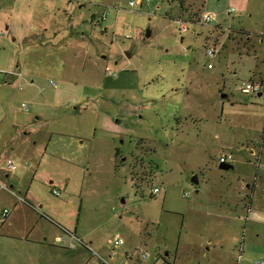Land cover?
I'll use <instances>...</instances> for the list:
<instances>
[{
    "label": "rangeland",
    "instance_id": "obj_1",
    "mask_svg": "<svg viewBox=\"0 0 264 264\" xmlns=\"http://www.w3.org/2000/svg\"><path fill=\"white\" fill-rule=\"evenodd\" d=\"M64 1L0 0V72L24 73L0 89V142L13 137L0 145V216L30 190L44 208L29 222L51 232L44 249L0 235V264H67L54 243L62 224L47 213H62L63 196L77 235L93 233L88 264L264 262V91H242L264 84V0H71L70 21L56 11ZM203 10L210 25L193 23ZM22 102L48 128L30 142L10 126ZM50 132L55 153L43 155ZM222 155L233 170L219 169ZM49 180L68 191L50 194Z\"/></svg>",
    "mask_w": 264,
    "mask_h": 264
},
{
    "label": "crops",
    "instance_id": "obj_2",
    "mask_svg": "<svg viewBox=\"0 0 264 264\" xmlns=\"http://www.w3.org/2000/svg\"><path fill=\"white\" fill-rule=\"evenodd\" d=\"M64 5L61 4L60 7L56 8V11H61L65 17H69V21L71 20L70 17V12H73V8H75V5L71 4V0H65ZM57 6V5H56ZM72 24V22H70ZM72 25H70L71 27ZM55 33V32H54ZM67 36L63 38L65 42H67ZM82 40V38H79ZM183 39H181L182 41ZM83 41V40H82ZM64 42V43H65ZM62 46V45H61ZM64 48L68 46V43L63 45ZM8 68H0V70H5ZM24 73L22 70H19L18 72H7L3 77L0 79V89L2 87L4 88L5 83H18L21 80H23ZM4 100L2 99V102ZM5 102V101H4ZM24 104V102H22ZM21 104V105H22ZM28 108V107H27ZM24 109L22 106L19 108H16L13 111L12 114V122L10 124L12 133L15 134H22L26 137L25 142H30L34 139V136L39 128H43L47 130L46 124L40 123V117L42 115V112L39 111L38 108H32V109ZM52 137L53 133H48V140L45 142L43 148L41 147L42 154L45 155L46 153L52 154L55 153V150L51 149L50 146H52ZM2 141L0 142L1 146H4V148L10 147L11 148V142L13 141V137L9 138L7 136L2 137ZM84 141L78 142V149L76 150H81L84 146L83 144ZM32 144L34 142H31ZM54 147V145L52 146ZM66 149V148H65ZM43 157V156H42ZM47 183L52 184L51 185V192L54 189H58L59 191V196L62 195V193H66L69 189L67 183H55L53 184V181L49 180ZM248 187V186H247ZM11 188H13L11 186ZM30 190L23 191V194H12V196L15 198V202L12 205V208L9 209V212L6 216V218L2 221L0 224V234L1 236L7 238V240H20L23 239L25 242H32V243H37V245L40 246V248L44 249V245L40 244L41 240L44 239V241H47V238L49 237V234L51 233L49 229L41 224L39 220H36L34 223L31 224L30 221V213L31 212H36V214L40 215L41 210L44 208L39 202V199H37L34 195L29 193ZM50 192V194H51ZM58 196V197H59ZM19 197L22 198L24 201L19 200ZM64 199L59 200L60 206L63 208L62 213L56 214V213H51L48 211L50 215L53 217L57 218V220L60 221L62 224V230L69 231L70 233L74 234V236L79 239L82 242V245H80L81 248H77L74 251L73 250H68L63 248H59L56 245L53 244V246L57 247L58 250V256L59 258H64L65 262L68 264L69 262L72 264H88L90 261L89 258L86 257L85 250H89L88 248L92 245V237L93 233L91 232H81L83 234H78V224L76 221H72L73 217H76L74 207V202L71 197H66L63 196ZM251 207V206H250ZM6 210V209H3ZM250 210V208H248ZM47 211V210H45ZM46 220V219H45ZM48 221V220H46ZM49 222V221H48ZM23 223V224H21ZM46 224V223H45ZM75 224V225H74ZM64 228V229H63ZM33 239H29L30 236H33ZM88 239L89 242H84V239ZM118 239V238H117ZM91 241V242H90ZM115 241V240H114ZM55 243V242H54ZM57 244V243H56ZM98 247V246H97ZM91 248V247H90ZM56 256V254L54 255ZM106 258L99 257L98 260L102 262V260H105ZM108 259H111V256H108ZM97 261V260H94ZM127 264V262L125 263Z\"/></svg>",
    "mask_w": 264,
    "mask_h": 264
},
{
    "label": "built area",
    "instance_id": "obj_3",
    "mask_svg": "<svg viewBox=\"0 0 264 264\" xmlns=\"http://www.w3.org/2000/svg\"><path fill=\"white\" fill-rule=\"evenodd\" d=\"M152 1L154 0H136V2H129V6L132 8L135 6V4H140L145 2L146 4L148 3H151ZM227 14H231L233 12H235V9H228L227 10ZM106 15H107V12L104 11L100 14L99 16V20L97 19V23L100 22V21H104L106 19ZM177 22H178V32L180 35L188 32V24H191L189 22H186V21H183V20H180V19H177ZM212 22H214V17L211 13L209 12H206V11H202L200 14H199V17L197 19V21H195L196 24H199L201 26L203 25H210ZM194 23V22H193ZM4 32L2 31L0 33V35H3ZM216 54V48L215 47H208L205 51V55L207 57H214ZM208 67H210V65H208ZM2 74H7V73H3V72H0V77ZM49 85L51 87H54L55 84L53 82H50ZM264 84L262 83H255V82H250V83H244L243 84V87H242V91L245 92V94H256V93H260V91H264ZM22 108L26 109L27 108V105L26 104H22ZM219 162L220 164H233L234 163V159L232 156H226V155H222L220 158H219ZM6 164H7V169L9 171H14L16 169L15 165L9 161V159H6ZM159 194V190L158 188H154L152 189V194ZM52 195L54 196H59V191L58 189H54L52 192H51ZM187 195H189V193L187 194H184L182 195V197H186ZM19 200L21 201H24L22 198L19 197ZM8 212L7 210H3L2 213H1V216H0V220H4L7 216ZM2 223V222H1ZM0 223V224H1ZM62 235L61 236H56L55 237V243H57L58 245H61L62 247H64L65 249H68V250H75L76 249V245L75 243L79 244V245H82V242L77 239L74 234L70 233L69 231H66V230H62ZM124 244V241L121 239V238H118L116 239L114 242H113V245L114 246H120ZM148 258V254L145 252L144 254L141 255V261H145L146 259ZM254 264H264L263 261H255Z\"/></svg>",
    "mask_w": 264,
    "mask_h": 264
},
{
    "label": "water",
    "instance_id": "obj_4",
    "mask_svg": "<svg viewBox=\"0 0 264 264\" xmlns=\"http://www.w3.org/2000/svg\"><path fill=\"white\" fill-rule=\"evenodd\" d=\"M145 37L146 39L150 37V32L149 30H145ZM259 96L261 95V93L258 94ZM227 95L226 94H222V98H225ZM219 169L220 170H226V171H229V170H233V167L231 165H226V164H220L219 165ZM190 183H192L193 186H196L198 185V182H197V177H191L190 179Z\"/></svg>",
    "mask_w": 264,
    "mask_h": 264
},
{
    "label": "flooded vegetation",
    "instance_id": "obj_5",
    "mask_svg": "<svg viewBox=\"0 0 264 264\" xmlns=\"http://www.w3.org/2000/svg\"><path fill=\"white\" fill-rule=\"evenodd\" d=\"M115 156L117 157L118 160H119V159H120L121 161L123 160V159H121L120 151H119L118 149L115 150ZM141 159H142V158H141ZM137 163H138L139 166L142 167V162H140L139 160H135V164H136V165H137ZM153 165H154V164L150 162V163H147V165L144 164V166H145L144 168L147 169L148 172H149V171L152 170V168H153L152 166H153ZM144 178H145V176H144L142 179H144Z\"/></svg>",
    "mask_w": 264,
    "mask_h": 264
},
{
    "label": "trees",
    "instance_id": "obj_6",
    "mask_svg": "<svg viewBox=\"0 0 264 264\" xmlns=\"http://www.w3.org/2000/svg\"><path fill=\"white\" fill-rule=\"evenodd\" d=\"M180 2H182V0H180ZM198 17H199V15L195 13L194 16L192 17V19H194V20H193L194 23H195V21H197ZM241 30H243V29H241ZM241 30H240V31H241ZM243 31H244V30H243ZM263 88H264V87H263ZM162 259H165V258L162 257Z\"/></svg>",
    "mask_w": 264,
    "mask_h": 264
}]
</instances>
